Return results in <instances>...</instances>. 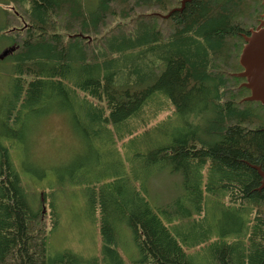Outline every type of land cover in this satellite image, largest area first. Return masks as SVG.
<instances>
[{"label": "trees", "instance_id": "1", "mask_svg": "<svg viewBox=\"0 0 264 264\" xmlns=\"http://www.w3.org/2000/svg\"><path fill=\"white\" fill-rule=\"evenodd\" d=\"M180 3L4 1L12 9H1L0 40L14 51L0 59L10 64L1 124L22 130L29 118L73 113L78 132L111 136L106 145L114 147L117 164L112 133L121 140L118 127H127L134 149L128 160L144 173L118 172L85 188L104 264H123V233L138 253L131 264H264V187L258 189L261 178L252 167L264 172V105L245 101L250 91L235 76L243 70L241 35L256 29L263 6L192 0L161 17ZM161 98L173 114L143 132L153 139L141 149L133 129L162 111ZM9 149L0 142V264H83L68 249L48 257L47 237L59 215L50 203L47 220L41 218L45 194L34 208ZM148 167L178 175L194 207L179 214L176 199L152 208ZM193 213L207 227L190 254L173 231ZM203 250L206 261L194 259Z\"/></svg>", "mask_w": 264, "mask_h": 264}, {"label": "rangeland", "instance_id": "2", "mask_svg": "<svg viewBox=\"0 0 264 264\" xmlns=\"http://www.w3.org/2000/svg\"><path fill=\"white\" fill-rule=\"evenodd\" d=\"M4 1L6 0H0V13L3 8L12 9L11 5L6 7ZM2 23L3 18L0 14V26ZM11 47L7 46V42L0 40V54ZM9 76L10 64L0 61V105L7 93ZM156 102L162 104V111L144 126L137 130L133 129L132 134L139 136L136 144L141 149L153 139L143 136V132L151 130L155 124L173 114V107L166 99L161 98ZM25 117L29 118L30 115ZM82 120L85 122V116H82ZM132 124L137 127L135 122ZM77 128L74 114L70 112L47 114L35 121L29 118L26 128L22 130L12 124L2 125L0 116V142L9 146L13 166L20 175L34 208L42 201L43 193L45 194L42 203L45 211L41 213V218L47 220L50 203L55 206L59 215L56 228L51 229L47 237L48 257H54L68 249L79 256L83 264H93L91 261L95 260L97 264H104L98 221L87 208L85 188L105 177H114L118 172L130 178L134 176L139 178L145 170L139 163L128 160L134 149L128 143L130 135L126 134L127 127H118V132L124 134L121 140L112 133V137L116 139L115 149L122 159L121 164H117L115 160L114 147L106 145L107 141H111L110 135L101 133L92 135L85 128L79 132ZM101 142L105 144L102 145ZM146 169L151 172L147 200L152 208L164 206L176 199L179 200L176 206L179 214L183 207L191 209L194 207L189 198L190 194H186L178 175L170 176L164 170L157 171L156 167ZM42 173L43 177L40 176ZM209 206L207 203L206 208H210ZM194 214L178 224L177 233L173 231L190 254L199 247L194 245L197 242L194 238L198 239L207 227V224ZM47 226L49 230L48 221ZM119 245L123 264H131L138 258L129 235L123 233ZM193 257L197 261H206L204 250Z\"/></svg>", "mask_w": 264, "mask_h": 264}, {"label": "water", "instance_id": "3", "mask_svg": "<svg viewBox=\"0 0 264 264\" xmlns=\"http://www.w3.org/2000/svg\"><path fill=\"white\" fill-rule=\"evenodd\" d=\"M192 0H181L180 7L174 8L167 15L161 16L168 18L173 12L181 11L186 3ZM263 6V13L256 29H250L249 34H242L244 44L239 55V65L243 69L235 76L244 78L245 81L242 87L250 91V95L245 101H256L264 105V0H260ZM14 51L12 46L10 49L4 50L0 54V59H3L8 54ZM260 176V186L264 187V172L259 166H252ZM45 208L42 205V213Z\"/></svg>", "mask_w": 264, "mask_h": 264}]
</instances>
